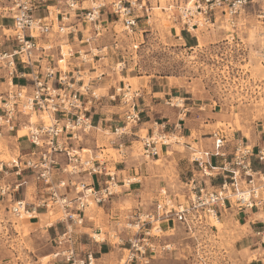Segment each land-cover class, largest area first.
Masks as SVG:
<instances>
[{
	"label": "built area",
	"instance_id": "1",
	"mask_svg": "<svg viewBox=\"0 0 264 264\" xmlns=\"http://www.w3.org/2000/svg\"><path fill=\"white\" fill-rule=\"evenodd\" d=\"M86 2L91 6H85ZM255 6L257 17L264 24V0H188L177 7V18L189 33L219 20L227 21L233 29L238 17ZM40 10L45 15L37 16L36 11ZM107 14L121 22L128 34H133L149 14L147 0H0V18L12 20L10 27H0L5 38L15 42L11 51L0 50V80L4 72L3 81L7 83V89L0 91V129L6 126L13 131L15 121L22 123V117H28L23 125L31 124V112L50 116L49 123L40 119L25 134L33 145L31 150L11 162L0 163V196L9 200L10 212L19 219L38 218L41 208L46 214L56 209L62 213L58 222L66 230L59 235L58 250L53 256L66 264H98L94 251L76 248L74 233L88 219V209L108 203L120 193L118 187L135 182L133 177L120 181L107 160L83 145L85 136L96 129L91 105L101 97L95 94L90 81L104 76L100 72L86 82L84 67L101 60L105 48L93 47L92 43L103 34L102 22ZM70 39L80 47L70 44ZM18 64L26 66L29 72H19ZM121 64L124 67L125 61ZM18 78H28V83L21 85ZM141 96L139 89L132 91L126 83L115 86L109 96L123 105V123L111 131L114 137L109 140L121 157L126 156L125 136L142 122L138 103ZM166 129L165 123L155 122L152 134L141 138L144 157H157L163 147L180 143L183 136L179 134L177 138L175 132ZM174 129L180 130L181 126L176 124ZM210 137V148L189 146L194 167L182 182L183 192L169 193L161 188V197L153 207L140 210L127 223V228L137 229L128 239L130 254L124 264L142 259L148 264L147 252L156 249L150 238L161 236L151 231L162 229L158 223L163 220L193 234L213 231L217 228L213 222L235 207L264 213V140L256 144L245 136L231 139L219 128ZM9 175L16 180H6ZM28 175L43 186L47 198L36 203L14 198ZM94 177L98 179L93 181ZM95 234L100 235L101 230L89 235L97 243L105 242ZM255 236L264 246V224L257 228ZM171 245L164 243L161 250L169 251Z\"/></svg>",
	"mask_w": 264,
	"mask_h": 264
},
{
	"label": "rangeland",
	"instance_id": "2",
	"mask_svg": "<svg viewBox=\"0 0 264 264\" xmlns=\"http://www.w3.org/2000/svg\"><path fill=\"white\" fill-rule=\"evenodd\" d=\"M187 1L147 0L149 14L133 34H128L121 22L107 14L103 17V34L92 43L93 47L105 48L95 66H103L109 71L113 68L118 72L122 67L121 62L125 61L141 75L154 78L170 76L180 91L174 92L175 97L166 102L168 106L182 109L184 100L176 95L191 97L185 100L190 105H184L188 110L182 120V134L190 133L191 127L192 136L191 139L182 138V145L173 142V150H169L165 156L171 155L173 161L166 164L163 171L151 168V178L146 182L141 181L143 186L138 192L133 189L135 182L124 188L118 187L120 193L112 197L113 203H106L108 208L113 207L114 212H119L118 216L114 215L116 218L107 217L103 208L93 205L87 215L95 223V228L79 227L78 232L76 230L74 233L76 248L79 251L92 250L97 256L100 253L96 249L83 245L91 242L89 234L101 230V234H95V237L105 239L104 244H108L111 250L109 260L112 264H124L128 259V239L137 228L129 229L127 223L134 219V214L152 208L161 197V188L165 187L169 193L183 192L182 182L190 176L194 167L190 162L189 146H212L203 141L207 136L204 129L210 131L219 128L225 130L231 139L245 136L256 144L264 140V24L257 17L258 6L242 13L233 29L227 21L219 20L215 25H205L199 31L189 33L177 18V7ZM85 6L91 4L86 2ZM43 14L36 11L37 16ZM9 23L12 24V20ZM84 68L86 82L106 71L102 68L90 74L89 65ZM123 79L124 83L131 84L132 91L139 89L137 78ZM94 90L101 96V91ZM179 101L181 106H177ZM43 118L50 121L47 116ZM39 119L34 117L37 123ZM176 135L180 137L178 133ZM142 136H146V130L142 131ZM113 137L111 131L100 134L99 144L107 147L104 155L98 153L100 159L119 161L122 158L109 144ZM22 146L29 145L23 141ZM18 153L5 134L0 136V163L11 162ZM130 155L140 165L144 157L142 142L133 145ZM178 156L182 157L180 165L177 164ZM164 158L151 162L150 166L163 167ZM110 165L114 169L115 165ZM179 166L182 168L180 173L177 170ZM28 176L27 196L33 201L35 184L34 179ZM11 178L14 176L9 175L6 180L11 181ZM251 211L255 212L256 209ZM241 212L237 207L227 210L220 218L221 224L215 220L213 223L216 222L217 228L206 233L191 234L178 224L168 232L152 230L151 233L161 236L150 238L152 243H157H154L156 249L153 254L147 252L149 257L153 255L148 264H235L234 245L242 236L241 222L244 221ZM51 213V217L44 221L40 215L31 220L28 217L19 219L10 212L9 203L0 196V264H66L61 258L53 256L58 250V237L66 230L65 225L58 222L62 213L58 209ZM261 214L263 216L264 213ZM165 242L172 244L171 250H161ZM131 264L139 263L134 261Z\"/></svg>",
	"mask_w": 264,
	"mask_h": 264
},
{
	"label": "crops",
	"instance_id": "3",
	"mask_svg": "<svg viewBox=\"0 0 264 264\" xmlns=\"http://www.w3.org/2000/svg\"><path fill=\"white\" fill-rule=\"evenodd\" d=\"M41 12H44L43 15H45L44 10H40ZM40 15V16H43ZM106 16V15H104ZM9 20L11 19H2L0 18V25H6L11 26L12 24L9 23ZM58 41V39L56 40ZM70 44H73L75 47H80L78 43L73 41V39H70ZM60 43V42H57ZM15 45V42L5 38L4 31L0 27V50L3 51H11ZM86 47V46H85ZM100 61V60H99ZM98 62V61H97ZM104 68L103 66H95V65H89V73H97L99 69ZM106 70V68H104ZM17 70L19 72H25L28 73L29 69L22 65H17ZM108 70V68H107ZM102 71L104 72V76L101 78V80L93 79L90 81L91 88L98 89L101 91V97L98 100H93V103L91 105V116L93 118L94 125L96 126V129H93L92 132L85 136L83 145L89 149H91L94 153H100L101 155H104V151L107 150V147L104 145L99 144V138L100 134L106 133L108 131H113L115 127L120 126L123 123V105L120 104L118 101H112L109 96L113 93V88L117 86V84L122 85L124 83L125 79L123 78H137V86L139 90L141 91L142 96L139 98V109L142 111V122L134 127L131 130V133L127 136H125L124 140L127 141V149H126V156L120 158L119 161H115L114 159H105L107 160V163L114 164V168L116 169V172L118 174V178L121 181L123 178L126 177H133L135 178V184L133 187L134 190L137 192L141 190V186H143V180L145 182L151 178V168H154L156 171H163L164 167H166V164H169L173 161V158H171V155L166 156V153L169 152V150H173L174 145L171 144L170 146L163 147L162 148V154H160L157 157L154 158H146L143 157L141 160L140 165H138V162H135V160L131 157V149L133 145L140 141L142 142L141 138L142 131L146 130V135H151L154 130V123H165L167 125V131L169 132H175L178 134H181L185 139L190 138L191 139V130L192 128H189V132L182 134L183 130V123L180 121L181 119L184 120V115L186 114L188 108L184 105H190V103H186L185 100L191 99V97H185V96H179L176 95V97L183 98L184 105L183 108L181 107H170L166 104V102H169V99H173L174 92H179L180 88L177 87L174 83V81L170 78V76H159L157 78L151 77V76H144L139 73H136V68L130 67L125 63V66L120 68V70L117 72L115 69H111L110 71ZM1 80H0V91L4 92L7 89V83L3 81L4 79V72L1 73ZM123 77V78H122ZM93 78V77H92ZM16 81L21 85H26L28 83V78H18ZM193 107H189L191 109ZM214 114V113H213ZM30 118V117H29ZM23 122L28 120V117H22L21 119ZM23 122L15 121L16 127H14L13 131H9L8 127L3 126L1 127V136L3 134L6 135V138L10 140V142L13 144L14 151L16 152L18 150L19 154H24L27 151L31 150L33 148V145L28 141L27 137L25 136L26 131L24 129L25 124L23 125ZM211 121L209 122V124ZM214 123V122H213ZM176 124H179L181 126L180 130H175L174 127ZM209 124H206L207 126ZM217 129V128H216ZM209 129H204V134L207 136L203 138V141L208 145L212 144V138L210 137V133L213 131L212 129L208 131ZM112 134V133H111ZM25 141L29 146L23 147L22 142ZM194 141V140H192ZM195 142V141H194ZM177 145L181 144L176 143ZM182 145V144H181ZM188 147V145H186ZM115 149V148H113ZM116 150V149H115ZM191 150V149H190ZM17 155V156H18ZM16 156V157H17ZM165 157V158H164ZM164 158L163 167L158 168L151 165V162L158 161L160 159ZM175 159V158H174ZM182 157L177 158V164L180 165L182 162ZM111 166V165H110ZM178 172H182V168L179 166L177 168ZM27 177V176H26ZM25 177V179H26ZM32 177V176H28ZM16 180V177H14ZM14 178H11V181H15ZM33 178V177H32ZM98 178L94 177L92 178L93 181H96ZM28 182H26L21 191L14 194V198H24L29 203L34 202L47 198V193L43 190V186L39 183L35 184V190L36 193H34V200L30 201L27 196V187L26 186ZM124 188V187H123ZM113 199V198H112ZM3 201L6 203H9V200L5 197L3 198ZM111 200L108 202L110 203ZM113 203V202H111ZM110 203V205H111ZM99 208H103L105 210V215L108 217L116 218L114 215H119V212H114V208H108L106 204L99 205ZM248 211H242L241 213L244 216V221L241 222L242 227V236H239L236 240V243L234 245L233 255L237 259L235 264H264V246L260 243L259 239L255 236V231L257 228H259L261 225L264 224V214L260 212H250ZM39 212L41 215L45 214V209L41 208L39 209ZM240 213V214H241ZM221 224V221H219ZM161 228L163 232H168L171 230H174L175 226L177 224L173 223L172 221L163 220L161 222ZM95 223L93 221H90L89 219L86 220L85 224L82 226L84 228L94 229ZM78 232V230H77ZM80 232V231H79ZM173 234V233H171ZM167 241V240H164ZM106 242V241H105ZM103 243H97L91 239V242L89 244H85L83 246L94 248L96 249V252H99L100 255L98 256V262L100 264H112V262L109 260V257L111 256V250L107 247L108 244ZM109 243V241H107ZM160 242V241H159ZM154 243H157L155 241ZM153 243V244H154ZM166 243V242H165ZM149 252V251H148ZM154 252H151L153 254ZM150 254V257L146 255L145 259L150 260V258L153 257V255ZM149 257V258H148ZM139 264H147L145 263L144 259L137 261ZM131 264V263H127Z\"/></svg>",
	"mask_w": 264,
	"mask_h": 264
},
{
	"label": "bare ground",
	"instance_id": "4",
	"mask_svg": "<svg viewBox=\"0 0 264 264\" xmlns=\"http://www.w3.org/2000/svg\"><path fill=\"white\" fill-rule=\"evenodd\" d=\"M167 22V21H166ZM200 30V28L199 29H196V32L197 31H199ZM127 85H129V84H127ZM131 85V84H130ZM95 94L97 95V96H100V94L96 91L95 92ZM181 101H182V99H181ZM177 106H181V102L179 101L178 102V104H177ZM44 116H47V117H49V119H50V116L48 115V113H44V114H42L41 116H39L38 114H36V113H34V112H31L30 114H29V117H30V122H32L31 124L29 123L28 125H25L24 126V129H25V131H26V133L29 131V129H30V127H33V126H35V124L38 122V121H34V117H38V118H40V119H43V121H45L46 123H49L50 121H46V120H44ZM39 119V120H40ZM48 119V118H47ZM183 137H181L180 138V140L182 139ZM174 139H175V136H174ZM101 155V154H100ZM102 156V155H101ZM53 213H47V214H44V215H40V217L42 218V221H44V220H46V219H49L50 217H51V215H52ZM56 220V219H55ZM50 221V220H49ZM51 221H54V220H51ZM218 222L217 223H219V221H220V219L219 220H217ZM215 224H216V222H215ZM220 224V223H219ZM216 226H218V225H216ZM158 231H161L162 232V229H160V228H158L157 229ZM101 239V238H100ZM102 240H103V238H102ZM100 241V240H99Z\"/></svg>",
	"mask_w": 264,
	"mask_h": 264
}]
</instances>
